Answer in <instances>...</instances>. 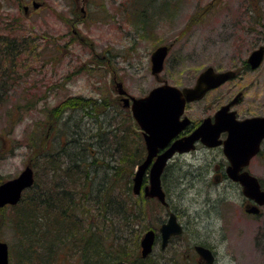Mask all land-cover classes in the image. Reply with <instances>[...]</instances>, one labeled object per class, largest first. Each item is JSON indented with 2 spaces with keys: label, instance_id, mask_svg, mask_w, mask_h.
<instances>
[{
  "label": "rangeland",
  "instance_id": "1",
  "mask_svg": "<svg viewBox=\"0 0 264 264\" xmlns=\"http://www.w3.org/2000/svg\"><path fill=\"white\" fill-rule=\"evenodd\" d=\"M32 2L39 5L37 9ZM263 40L264 0H0V184L33 166L35 182L45 186L50 181L48 169L37 155L46 143L56 147L70 140L77 124L86 137L95 127H101L102 133L107 129L108 134L118 129L115 121L125 118L128 137L139 140L141 136L144 143L130 108L118 99L116 82L122 83L129 97L142 98L163 84L192 87L208 67L215 72L231 70L238 73L236 78L209 91L202 101L187 104L184 115L194 123L203 122L241 93L231 107L238 119L264 116V57L256 71L243 67ZM164 45L170 49L155 77L151 54ZM70 98L89 100L91 108L101 107L103 112L67 111L65 102ZM50 123L52 129L46 133ZM102 146L104 156L116 145ZM112 153L119 159L126 152L120 148ZM145 154L144 149L143 159ZM217 155L215 150L184 152L172 157L163 171L169 209L184 227L164 257L170 261L173 254L178 256L201 241L216 246L218 264H264V206L256 205L255 212L244 210V197L234 183L213 180ZM251 172L264 191V140ZM41 193L28 191L20 209L37 202ZM138 200L135 195L130 198L147 215L139 214L130 223L105 213L97 216L101 248L112 245L115 250L116 237L121 236L140 255L133 244L139 245L144 232L157 229L167 217L166 209L152 204L148 206L154 208L151 213ZM11 212V207L0 210V241L7 244L8 264H40L24 259ZM69 256L67 264L79 260L76 254ZM185 260L178 262L197 264L196 259Z\"/></svg>",
  "mask_w": 264,
  "mask_h": 264
},
{
  "label": "trees",
  "instance_id": "2",
  "mask_svg": "<svg viewBox=\"0 0 264 264\" xmlns=\"http://www.w3.org/2000/svg\"><path fill=\"white\" fill-rule=\"evenodd\" d=\"M14 60L15 58L11 63ZM89 102L82 98H74V100L70 98L65 103L66 108L68 107L67 111L79 109L89 114L88 110L92 109L93 112H103L101 107L91 108L88 105ZM51 114L52 112H49L50 119ZM115 125L118 129H112L108 134H106L107 129H104L102 133L101 127H95L91 134H85L87 136L84 137L82 127L77 124L75 134L70 140L59 142L56 147L54 145L49 147L47 143H44L46 149L37 157L44 162V169L46 171L48 169L50 181L45 186H38L34 180L32 187L23 192L20 201L28 191L33 190L36 193L42 191L37 202L30 201L22 210L19 207L20 202L11 206L14 230L20 240L18 245L24 247L22 255L24 259L28 258L27 263L31 260H39L40 264L42 261L44 264L62 261L67 264L65 260L70 259V254L78 255L79 260L72 261L73 264H142L145 262L140 255L131 251L127 240L121 236L116 237L115 241L118 242L115 250H112V245L101 248L102 234L97 216L103 217L105 213L130 223L129 219L137 220L139 214L147 215L146 210H140V206L137 207L130 201V198L134 196L132 192L134 166L137 167L143 161L145 145L142 143L141 136L139 141L135 136L129 138L128 133H125L129 131L125 118L118 124L115 121ZM134 126L137 132L138 127ZM51 129L50 123L46 133ZM64 134L67 136V133ZM45 141L49 142V138ZM111 142L116 145L110 148L112 152L120 148L126 152L120 155L119 159H114L115 155L112 152H107L104 156L100 154L102 145L111 144ZM48 147L50 150L52 148V152L46 153L49 150ZM61 156L62 159L59 158ZM31 167L33 170V166ZM101 172L104 174L102 175ZM59 173L60 176H58ZM54 179H59V183L53 182ZM116 189L118 195L114 196L113 192ZM136 198L139 199L137 202L151 213L154 208L149 210V205L152 207V204H156L159 208L155 200L146 199L143 195ZM93 210L97 212L93 214ZM121 241H124V244ZM133 246L137 249L140 247L137 243ZM129 254L133 258L129 257ZM178 259L163 260V263L158 261L157 264H169V262L181 264Z\"/></svg>",
  "mask_w": 264,
  "mask_h": 264
},
{
  "label": "water",
  "instance_id": "3",
  "mask_svg": "<svg viewBox=\"0 0 264 264\" xmlns=\"http://www.w3.org/2000/svg\"><path fill=\"white\" fill-rule=\"evenodd\" d=\"M33 9L38 8L33 3ZM169 51L168 46H160L151 54V71L157 75L162 71L164 59ZM264 47L252 52L249 58L251 68H257L262 62ZM235 77V72H215L212 68L203 71L195 85L190 88L178 89L163 84L152 89L145 97H125L124 105L130 107L133 119L142 131L144 138L146 158L136 167L132 179V192L139 195L141 191L146 198H156L165 204V194L161 187L163 170L173 155L188 152L193 149L196 140H201L206 146H223V152L230 160L232 168L230 175L243 186L245 197L254 200L258 205H264V191L260 189L256 178L244 172L241 175L234 173L244 166L248 160L259 150L261 140L264 138V117L238 120L234 111L228 112L229 107L239 102L240 94L228 105L222 106L214 115V120L205 119L199 127L186 137L171 142L185 128L189 122L187 118L180 120L186 103L201 99L205 92L218 87L227 80ZM119 95H126L121 83H116ZM227 132L225 140L218 139L220 133ZM171 143V144H170ZM170 146L162 153L160 149ZM155 160L152 162V160ZM147 172V173H146ZM147 184L143 185L144 176ZM34 174L30 166L15 178L0 184V208L6 205H16L23 191L32 187ZM143 186V187H142ZM252 211H257L256 207ZM182 231L175 214H169L167 221L159 228L163 245L170 236L178 235ZM154 231H146L141 240V256L145 258L151 251ZM196 251L204 260L211 263L209 250L197 247ZM0 264H8L7 244L0 241Z\"/></svg>",
  "mask_w": 264,
  "mask_h": 264
},
{
  "label": "flooded vegetation",
  "instance_id": "4",
  "mask_svg": "<svg viewBox=\"0 0 264 264\" xmlns=\"http://www.w3.org/2000/svg\"><path fill=\"white\" fill-rule=\"evenodd\" d=\"M24 11L27 12V13L29 12L28 9H24ZM261 47H264V40L258 46H256L253 49V51H255V50H257V49H259ZM252 52L247 57L246 61H244V65H243L244 69L247 70V71H249V72L250 71H256V69H258V67L260 66L259 65L255 69H252L251 68V63L249 62V58H250V55L252 54ZM263 57H264V53H263L262 59H263ZM200 73H199V75H200ZM237 76H238V73L235 72V77L234 78H236ZM197 79H198V77L196 78L195 83H196ZM195 83H194V85H195ZM218 87H216V88H218ZM216 88H213V89H216ZM211 90L212 89L206 91L205 94H204V96L201 99L196 100L194 102L202 101L204 99V97L206 96V94L209 91H211ZM235 98H236V96L234 97V99ZM118 99L120 100V102L122 101V99L120 97ZM234 99H232L231 101H233ZM231 101L227 102V104H225V105H228ZM194 102H190V103H194ZM187 104H189V103H187ZM187 104H186V106H187ZM231 107L232 106L229 107V110H231ZM185 109H186V107H185ZM216 112H214V114L212 116L207 117L205 119L214 120L213 118H214V115H215ZM184 113H185V110H184ZM184 117H186L189 122L187 123V125L185 126V128L171 142H174L177 139H180V138H183V137L188 136L194 130H196L199 127V125L202 123L201 121H199L197 123H194L193 121H191L185 115H183L181 119H183ZM236 117H237V115H236ZM259 117H264V116H259ZM250 118H244V119H250ZM253 118H255V117H253ZM244 119H240V120H244ZM226 136H227V132H222V133H220L218 139L223 142L224 139L226 138ZM263 140H264V138L260 142L259 150L257 151V153L253 157H251L244 166H242L240 169H238L234 173L235 175H241L242 173L246 172L249 175H251V176H253L254 178L257 179V177H255V175L251 172V169H252V166H253V161L255 162L259 157H261ZM170 144L167 145L164 149H160L158 151V154L164 152L170 146ZM198 149H203L205 151H213V150H215V151L218 152V155L216 157H213L214 162H216V161L218 162L213 167V169H214V171H213V180H215L216 182H221V181L228 182V181H231L232 183H234L235 186L237 187V189L240 190V194L243 195V197H244L243 202H242V205H243L244 210L247 207V209L249 211H251L252 210V207L251 206H255L256 203L253 200L248 199L247 197L244 196V194H243V186L240 184L239 181L236 182L234 179H232V176L229 174L230 173V170L232 168H234V167L232 166V164H231L230 160L228 159V157L224 154V152H223V146L220 144V145H217V146H214V147H209V146H206L203 142H201V140L198 139V140L195 141L194 146H193V149H191L188 152H194V151H197ZM181 154L182 153H180V154L177 153L176 155H181ZM176 155H174L173 157H175ZM217 158H219V161L217 160ZM154 160H155V158L152 160V162ZM169 162H170V160H169ZM169 162L167 164H169ZM167 164H166V166H167ZM163 177H165V174H163ZM257 181L259 183V180L258 179H257ZM161 184H162V181H161ZM162 189H163V184H162ZM163 191H164V189H163ZM164 193H165V191H164ZM165 198H166V203L165 204H162V203L158 202L156 199H149V200H155L157 202L159 208L166 209V217L168 218L169 217V214L171 212L173 214H175V213L169 209V204H168V201H167L166 193H165ZM154 216H155V214H154ZM175 216H176V214H175ZM167 218L165 220H163V221L162 220L160 221V224L157 227V229L149 228L148 230H146V231H149V230H153L154 231V239H153V243H152V246H151L150 253L145 258H143L141 256V253H140V257L143 259V261H145L142 264L149 263V261H148L149 259H154V260H157L159 262L162 260V263H163L164 262L163 260H166V257H164V256H165L166 250H168V247L171 244H173L175 240L177 241V240H179V238H181V235L183 234V231H184V227L179 222L178 217L176 216V220L179 223V225L181 226L182 231L178 235L170 236V238L167 240L166 244L163 245L162 237H161V235L159 233V228H160V226L162 224H164L167 221ZM195 242L196 243H192V245H189L188 248H186L185 251H181L182 253H179L178 256H176V255L173 254L171 256V259L184 258V259H186L185 261H187V259H196L197 264H218V261H219L218 254H219V252H218V250H216V248H215L216 246H214L212 243L208 244V243L201 242V241L200 242L199 241H195ZM139 243H140V241H139ZM197 247H203V248L209 250V252L211 254V258H212L211 263H208L206 260H204L202 258V256H200V254L196 251V248ZM139 249H140V247H139ZM155 254H156V257L152 258L153 257L152 255H155ZM174 256H176V257H174ZM175 263L176 262H173V263H170L169 262V264H175Z\"/></svg>",
  "mask_w": 264,
  "mask_h": 264
}]
</instances>
